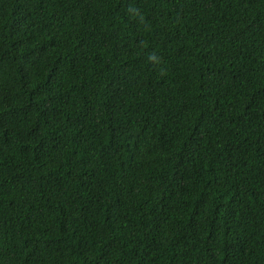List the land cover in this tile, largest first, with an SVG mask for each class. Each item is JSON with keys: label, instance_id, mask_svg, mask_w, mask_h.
<instances>
[{"label": "trees", "instance_id": "trees-1", "mask_svg": "<svg viewBox=\"0 0 264 264\" xmlns=\"http://www.w3.org/2000/svg\"><path fill=\"white\" fill-rule=\"evenodd\" d=\"M0 264H264V0H0Z\"/></svg>", "mask_w": 264, "mask_h": 264}]
</instances>
